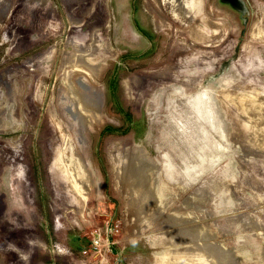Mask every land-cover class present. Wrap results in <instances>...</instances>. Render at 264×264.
Wrapping results in <instances>:
<instances>
[{
	"label": "rangeland",
	"instance_id": "1",
	"mask_svg": "<svg viewBox=\"0 0 264 264\" xmlns=\"http://www.w3.org/2000/svg\"><path fill=\"white\" fill-rule=\"evenodd\" d=\"M185 2L0 0V264H264V0Z\"/></svg>",
	"mask_w": 264,
	"mask_h": 264
},
{
	"label": "bare ground",
	"instance_id": "2",
	"mask_svg": "<svg viewBox=\"0 0 264 264\" xmlns=\"http://www.w3.org/2000/svg\"><path fill=\"white\" fill-rule=\"evenodd\" d=\"M161 5L170 18L173 17L175 19L174 21L178 22L181 27H187L189 29V33L194 35L195 38L204 37V33H202L203 30L198 29V26V28H195V26L192 25V22H195V20L188 14L189 7L187 6L190 5L189 2L187 3L185 0H161ZM191 5L194 7V13L197 14V9H195L197 5L194 2H192ZM195 16L197 17V15Z\"/></svg>",
	"mask_w": 264,
	"mask_h": 264
},
{
	"label": "built area",
	"instance_id": "3",
	"mask_svg": "<svg viewBox=\"0 0 264 264\" xmlns=\"http://www.w3.org/2000/svg\"><path fill=\"white\" fill-rule=\"evenodd\" d=\"M93 233H94V234H93V236H92V239H93L92 244L96 246V245H98V242H99V240L101 239V237H100L99 232L94 231ZM104 239H105V244H106V245H110V244L113 243V241H112V240H109L107 237H105Z\"/></svg>",
	"mask_w": 264,
	"mask_h": 264
},
{
	"label": "flooded vegetation",
	"instance_id": "4",
	"mask_svg": "<svg viewBox=\"0 0 264 264\" xmlns=\"http://www.w3.org/2000/svg\"><path fill=\"white\" fill-rule=\"evenodd\" d=\"M227 3L230 4L232 8L236 7V3H240V0H227ZM241 4V3H240ZM242 6V5H241ZM237 8V7H236ZM241 8V7H240Z\"/></svg>",
	"mask_w": 264,
	"mask_h": 264
},
{
	"label": "trees",
	"instance_id": "5",
	"mask_svg": "<svg viewBox=\"0 0 264 264\" xmlns=\"http://www.w3.org/2000/svg\"><path fill=\"white\" fill-rule=\"evenodd\" d=\"M222 2H224V3H226L227 1L226 0H221ZM239 9V11L241 10L242 12V14H245L246 13V11H243V8L241 7V8H238ZM244 18V17H243ZM245 19V18H244ZM128 114V113H127ZM129 117V116H128ZM104 130H108V128H104Z\"/></svg>",
	"mask_w": 264,
	"mask_h": 264
},
{
	"label": "water",
	"instance_id": "6",
	"mask_svg": "<svg viewBox=\"0 0 264 264\" xmlns=\"http://www.w3.org/2000/svg\"><path fill=\"white\" fill-rule=\"evenodd\" d=\"M240 12H242V11L240 10Z\"/></svg>",
	"mask_w": 264,
	"mask_h": 264
}]
</instances>
